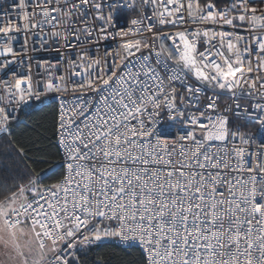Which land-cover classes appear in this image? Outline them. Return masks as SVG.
Segmentation results:
<instances>
[{
	"label": "snow or ice",
	"instance_id": "6c2138e0",
	"mask_svg": "<svg viewBox=\"0 0 264 264\" xmlns=\"http://www.w3.org/2000/svg\"><path fill=\"white\" fill-rule=\"evenodd\" d=\"M0 264H264V0H0Z\"/></svg>",
	"mask_w": 264,
	"mask_h": 264
}]
</instances>
